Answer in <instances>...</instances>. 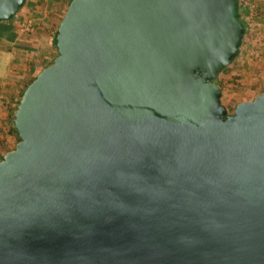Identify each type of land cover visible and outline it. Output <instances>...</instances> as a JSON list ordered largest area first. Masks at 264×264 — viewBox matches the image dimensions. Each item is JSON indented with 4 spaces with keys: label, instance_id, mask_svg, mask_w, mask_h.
Returning <instances> with one entry per match:
<instances>
[{
    "label": "water",
    "instance_id": "1",
    "mask_svg": "<svg viewBox=\"0 0 264 264\" xmlns=\"http://www.w3.org/2000/svg\"><path fill=\"white\" fill-rule=\"evenodd\" d=\"M237 6L68 1L0 157V264H264V90L228 112L214 81Z\"/></svg>",
    "mask_w": 264,
    "mask_h": 264
},
{
    "label": "rangeland",
    "instance_id": "2",
    "mask_svg": "<svg viewBox=\"0 0 264 264\" xmlns=\"http://www.w3.org/2000/svg\"><path fill=\"white\" fill-rule=\"evenodd\" d=\"M241 3L240 19L245 29L239 52L216 79L222 82L219 97L228 112L237 100L249 99L264 87V0H241ZM65 7V0H25L13 17L18 30L16 44L0 40V136L9 145L16 142V136L4 135L7 104L13 102V94L21 89L19 80L34 74L41 58L48 59L54 52L51 46H46V39L51 22L59 21ZM232 74L238 78L233 79Z\"/></svg>",
    "mask_w": 264,
    "mask_h": 264
},
{
    "label": "trees",
    "instance_id": "3",
    "mask_svg": "<svg viewBox=\"0 0 264 264\" xmlns=\"http://www.w3.org/2000/svg\"><path fill=\"white\" fill-rule=\"evenodd\" d=\"M68 1L69 0H65V5H67V3H68ZM21 7V6H20ZM19 7V8H20ZM241 7H242V3H241V0H238V6H237V17L240 19V15H241ZM13 17H14V15L13 16H11L10 18H8V19H6V20H0V40L1 41H4V42H12V43H14V44H16L15 43V39L17 38V35H18V30H17V28H16V25L13 23ZM240 21H241V23H242V20L240 19ZM57 21H54V22H51V24H50V26H51V29H50V31H49V35H48V37H47V39H46V46H51L52 47V49L54 50V52L51 54L50 53V56H49V58L47 59V58H41V61H40V66H39V68H38V70H36V72L34 73V74H32V75H28V77L26 78V79H20L19 81H22V86H20L21 87V89L18 91V93H16V94H13V96H12V100H13V102H11V103H9V104H7V113H6V118H7V128H6V130H5V134L4 135H8V134H14L15 136H16V141L19 139V137H18V134H17V132H16V130L14 129V127L12 126V124H11V116H12V112H13V110H14V108H15V106H16V104H17V102H18V99H19V96H20V94H21V92H22V90L24 89V87L27 85V83L28 82H30L32 79H33V77L35 76V74L42 68V67H44L45 65H47L48 63H50L51 61H52V58L56 55V53H57V51H56V46H55V31H56V26H57ZM242 25H243V31H244V29H245V27H244V24L242 23ZM238 52H239V49L237 50V53L236 54H238ZM31 61L29 60L28 61V63H30ZM226 67V66H225ZM224 67V68H225ZM223 68V69H224ZM223 69H221V70H223ZM28 70V69H27ZM220 70V71H221ZM219 71V72H220ZM219 72H218V74H217V76H216V78L214 79V81L217 83V85L219 86V88L221 89V87H222V82H217L216 81V79L218 78V75H219ZM263 72V74L262 75H264V70L262 71ZM23 75V74H22ZM25 75V74H24ZM10 76V75H9ZM231 77L233 78V79H237L238 78V76L237 75H235V74H232L231 75ZM22 78H24V77H22ZM233 87H234V85H233ZM262 90H264V87L263 88H261L260 90H259V92L260 91H262ZM253 95H255V94H253ZM252 95V96H253ZM251 96V97H252ZM250 97V98H251ZM220 98V97H219ZM220 101H221V98H220ZM237 101H239V100H237ZM2 136V135H1ZM1 136H0V157H1V155L3 154V152L4 151H6L7 149H9V148H12L13 147V145H9L8 143H6L5 142V139L4 138H1Z\"/></svg>",
    "mask_w": 264,
    "mask_h": 264
},
{
    "label": "crops",
    "instance_id": "4",
    "mask_svg": "<svg viewBox=\"0 0 264 264\" xmlns=\"http://www.w3.org/2000/svg\"><path fill=\"white\" fill-rule=\"evenodd\" d=\"M219 78V77H218Z\"/></svg>",
    "mask_w": 264,
    "mask_h": 264
}]
</instances>
